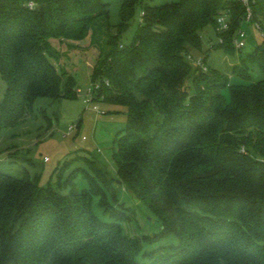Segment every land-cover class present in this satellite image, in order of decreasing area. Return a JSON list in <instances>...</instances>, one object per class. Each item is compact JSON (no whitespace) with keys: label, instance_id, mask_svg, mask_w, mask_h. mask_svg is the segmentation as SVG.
<instances>
[{"label":"trees","instance_id":"16d2710c","mask_svg":"<svg viewBox=\"0 0 264 264\" xmlns=\"http://www.w3.org/2000/svg\"><path fill=\"white\" fill-rule=\"evenodd\" d=\"M28 1L0 0V129L22 119L37 97L76 96L51 40L85 39L109 13L103 0H31L32 9ZM136 4L142 17L133 39L108 35L91 75L100 81L92 99L125 109L118 178L96 166V174L85 172L88 188L62 193L0 171V264H264V77L232 83L205 55L206 70L188 57L223 9L229 28L217 31L223 41L212 48H236L245 8L230 0H125L124 21ZM251 5L262 19L264 0ZM249 65L264 72V35L232 73L248 77ZM119 183L159 219L157 232L124 233L126 213L112 204ZM94 198L112 220L92 210ZM169 234L178 243L143 249Z\"/></svg>","mask_w":264,"mask_h":264},{"label":"rangeland","instance_id":"374dc122","mask_svg":"<svg viewBox=\"0 0 264 264\" xmlns=\"http://www.w3.org/2000/svg\"><path fill=\"white\" fill-rule=\"evenodd\" d=\"M103 1L108 4V18L93 24L85 39L51 40L53 47L58 50V65L75 78L76 96L58 99L37 97L29 104L22 119L0 129V171L19 178L34 177L40 185L50 183L62 193L88 188L89 181L85 172L96 174V166L100 168V174L112 179V182L114 177L118 178L114 152L117 151L121 130L125 126V109L119 104L93 100L95 92L89 91L88 87L100 83L99 80L91 81V75L97 59L107 50L108 35L118 34L120 43H130L141 20L142 11L141 6L136 4L131 15L124 21L122 11L125 0ZM173 1L178 0H143L149 5ZM251 20L253 21H242L240 24V29L245 33V44L241 48L229 49L228 52L222 48L213 49V44L219 42V35L216 27L208 25L201 31V49L193 50L190 55H205L206 65L228 75L232 83H248L263 78L264 72L255 65H249L246 72L248 77L232 73L233 65L239 63V58L262 42L264 17L256 20L252 16ZM255 24H259L262 30ZM235 37L236 32L233 39ZM189 85L192 92L190 82ZM5 88L6 82L0 75V100ZM222 93L229 100L227 87L223 88ZM78 121L80 126L77 128ZM114 188L118 200L112 204L126 213L122 221L124 233L138 237L157 232L159 219L149 211L145 203L120 183ZM92 210L99 217L112 220L102 213L96 198L93 199ZM176 243L178 238L169 234L157 241L143 243L142 247L150 250L160 245Z\"/></svg>","mask_w":264,"mask_h":264},{"label":"built area","instance_id":"2783aa9c","mask_svg":"<svg viewBox=\"0 0 264 264\" xmlns=\"http://www.w3.org/2000/svg\"><path fill=\"white\" fill-rule=\"evenodd\" d=\"M230 1L240 2L244 6L245 13L243 16V21H250L252 19L253 12H252L251 4L254 0H230ZM26 6L32 9L35 6V3L30 0L26 3ZM229 22H230V14L228 9L221 10L216 17V23H217L216 30L218 32L226 31L229 28ZM255 25L257 26V28H259L258 24ZM262 35H264V32L262 33ZM219 41L222 42L223 38L219 37ZM233 44L236 48H241L245 44V33L242 29L239 28L236 31V37L235 39H233ZM188 57L190 59H193L197 65L202 67L203 70H206V65L203 61V56L192 57L191 55H188ZM92 87L97 88L98 84L95 83L93 86L88 87V90L91 91ZM69 128H71V126Z\"/></svg>","mask_w":264,"mask_h":264}]
</instances>
